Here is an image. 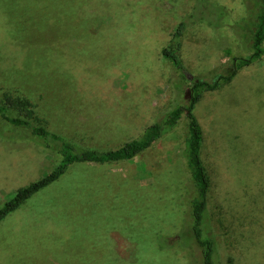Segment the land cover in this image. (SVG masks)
Masks as SVG:
<instances>
[{
    "label": "rangeland",
    "instance_id": "obj_1",
    "mask_svg": "<svg viewBox=\"0 0 264 264\" xmlns=\"http://www.w3.org/2000/svg\"><path fill=\"white\" fill-rule=\"evenodd\" d=\"M258 6L257 0H0V101L4 93L26 97L51 132L84 149L115 150L185 105L196 79L210 80L232 58L251 53ZM183 21L185 75L160 53ZM195 112L220 264H257L261 255L246 251L232 200L238 179L263 168L264 57L204 93ZM187 136L184 119L131 161L71 167L0 223V264H200L192 239L179 241L193 224L196 195L184 156ZM58 161L0 118V208Z\"/></svg>",
    "mask_w": 264,
    "mask_h": 264
},
{
    "label": "trees",
    "instance_id": "obj_2",
    "mask_svg": "<svg viewBox=\"0 0 264 264\" xmlns=\"http://www.w3.org/2000/svg\"><path fill=\"white\" fill-rule=\"evenodd\" d=\"M257 1L259 6L256 11V21L250 34L251 53L246 57L232 58L228 68L210 80L196 79L193 82L191 96L185 105L174 107L162 121L150 124L139 137L115 150L97 151L79 147L72 141L51 132L37 117L29 99L4 93L3 101H0V118L13 127L26 131L31 138H35L46 148L55 152L59 156V161L49 173L19 189L0 208V223L34 195L57 182L74 165L131 161L152 148L166 133L175 129L182 120L186 119L188 136L184 144V156L196 195L191 201L193 224L189 230L180 235L179 241L186 243L184 238L188 241L192 239V244L200 250V264H220L218 241L209 212L212 179L202 158L204 132L195 110L204 93L216 91L231 83L241 70L254 65L264 57V0ZM186 28V22H180L171 43L160 49L162 57L181 75L186 74V68L180 56L181 40ZM13 111L16 115L12 113ZM262 162V170L248 174V181L243 176L240 177L241 180L238 179L235 184L237 190L232 200L233 209L239 211L238 215L243 221L240 224V227L244 229L242 236H246L249 242L246 251H254L253 257L261 255L256 261L257 264H264V161ZM168 240L162 239L164 242Z\"/></svg>",
    "mask_w": 264,
    "mask_h": 264
},
{
    "label": "water",
    "instance_id": "obj_3",
    "mask_svg": "<svg viewBox=\"0 0 264 264\" xmlns=\"http://www.w3.org/2000/svg\"><path fill=\"white\" fill-rule=\"evenodd\" d=\"M190 79H192L191 76H190ZM189 93H190V90H188V91L186 92V97H187V98L189 97Z\"/></svg>",
    "mask_w": 264,
    "mask_h": 264
}]
</instances>
